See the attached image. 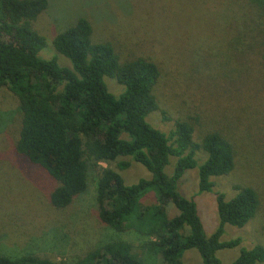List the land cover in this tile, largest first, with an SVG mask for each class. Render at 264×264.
<instances>
[{"label":"rangeland","instance_id":"rangeland-1","mask_svg":"<svg viewBox=\"0 0 264 264\" xmlns=\"http://www.w3.org/2000/svg\"><path fill=\"white\" fill-rule=\"evenodd\" d=\"M264 0H47L48 7L32 23L45 39L41 59L56 58L55 37L86 19L93 43H109L122 61L144 58L160 70L154 93L160 111L147 122L164 134L174 123L196 117L194 141L216 130L236 148L237 165L229 176L213 178L211 192L199 193L197 169L187 171L178 191L197 207L205 235L217 228L216 193L233 197L237 187L249 186L264 195ZM110 93L123 87L104 78ZM161 112L163 114H161ZM19 103L8 89L0 90V256H26L61 264H77L90 252L114 242H125L139 252L148 241L133 231H117L100 222L94 203L95 181L84 195L63 210L50 205L56 187L45 171L17 154ZM205 159L198 153V164ZM118 163L128 167L119 169ZM175 158L165 173L171 174ZM101 169L121 175L126 185L151 175L130 158H120ZM262 195V196H263ZM264 197V196H263ZM156 204L154 193L141 206ZM166 207L168 219L177 215ZM240 239V245L216 253L221 264H231L242 249L264 247V204L241 229L224 226L221 242ZM182 264H201L196 250L183 254ZM264 264V263H261Z\"/></svg>","mask_w":264,"mask_h":264},{"label":"trees","instance_id":"trees-1","mask_svg":"<svg viewBox=\"0 0 264 264\" xmlns=\"http://www.w3.org/2000/svg\"><path fill=\"white\" fill-rule=\"evenodd\" d=\"M47 7V0H0V90L6 88L18 99L16 152L56 182L49 197L53 208H68L94 180L100 222L148 239L138 253L125 242H114L77 264H182L183 254L190 250L197 251L201 264H221L216 253L240 245L239 238L220 241L224 226H246L263 207L264 195L249 186L237 187L230 199L216 193L219 224L207 236L195 202L177 189L186 172L197 169L199 193L211 192L213 178L234 172L236 148L216 130L194 141L196 117L176 121L167 135L153 128L147 117L160 111L154 93L159 68L144 58L122 61L109 43H93L86 19H78L53 40L54 50L70 62L69 68L56 58L38 57L46 43L32 23ZM261 16L264 21V1ZM104 78L114 79L122 92L110 93ZM199 152L205 155L201 164ZM120 158L141 165L151 178L126 185L116 171L100 168ZM171 158L175 163L166 174ZM151 192L156 204L143 208L141 199ZM168 205L178 212L170 219L165 215ZM261 263L264 247L257 245L242 249L231 264ZM0 264L61 263L0 256Z\"/></svg>","mask_w":264,"mask_h":264}]
</instances>
